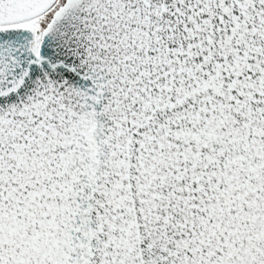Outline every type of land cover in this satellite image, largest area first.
Masks as SVG:
<instances>
[{
  "label": "snow or ice",
  "instance_id": "6c2138e0",
  "mask_svg": "<svg viewBox=\"0 0 264 264\" xmlns=\"http://www.w3.org/2000/svg\"><path fill=\"white\" fill-rule=\"evenodd\" d=\"M0 264H264V0H0Z\"/></svg>",
  "mask_w": 264,
  "mask_h": 264
}]
</instances>
